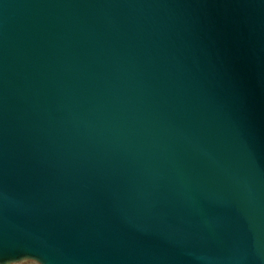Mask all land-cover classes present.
I'll return each instance as SVG.
<instances>
[{
    "label": "water",
    "instance_id": "95a60500",
    "mask_svg": "<svg viewBox=\"0 0 264 264\" xmlns=\"http://www.w3.org/2000/svg\"><path fill=\"white\" fill-rule=\"evenodd\" d=\"M0 264H264V0H0Z\"/></svg>",
    "mask_w": 264,
    "mask_h": 264
}]
</instances>
